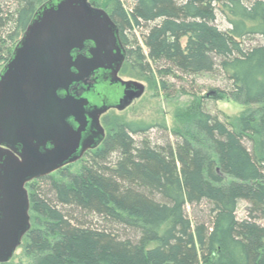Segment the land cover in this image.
<instances>
[{"label":"trees","instance_id":"16d2710c","mask_svg":"<svg viewBox=\"0 0 264 264\" xmlns=\"http://www.w3.org/2000/svg\"><path fill=\"white\" fill-rule=\"evenodd\" d=\"M49 1L0 0V62H9ZM130 3H110L127 51L124 77L172 98L168 79L221 71L231 88L218 100L259 108L236 131L202 101L183 130L164 129L162 143L148 139L153 125L106 117L105 143L78 173L70 167L55 173L59 179L27 185L32 228L24 257L30 264H264L257 221L264 218V46L246 45L264 38V0ZM218 11L230 30L217 26ZM242 201L248 218L240 221Z\"/></svg>","mask_w":264,"mask_h":264},{"label":"water","instance_id":"95a60500","mask_svg":"<svg viewBox=\"0 0 264 264\" xmlns=\"http://www.w3.org/2000/svg\"><path fill=\"white\" fill-rule=\"evenodd\" d=\"M124 59L111 15L89 0H50L36 12L0 75V264L13 260L31 231L27 185L97 148L105 138L100 117L144 95L142 83L118 78ZM99 73L123 87L117 102L98 99V85L88 84ZM87 129L94 136L83 141Z\"/></svg>","mask_w":264,"mask_h":264},{"label":"rangeland","instance_id":"374dc122","mask_svg":"<svg viewBox=\"0 0 264 264\" xmlns=\"http://www.w3.org/2000/svg\"><path fill=\"white\" fill-rule=\"evenodd\" d=\"M126 7L129 8L130 0H123ZM111 0H89L91 7L96 9H102L110 14ZM41 5V4H40ZM38 5V7L40 6ZM41 8V7H40ZM217 26L223 30H230L231 26L218 11ZM141 46L146 51L144 46V38L138 33ZM186 40L183 41V46H186ZM252 47L264 46V38L256 37L251 42ZM16 49V48H15ZM15 51V50H14ZM14 53V52H13ZM10 61V60H9ZM5 62H0V75L4 70ZM179 78L172 77L168 79L170 85H173L171 93L172 98H168L160 90H156V86L151 87L148 83L139 81L145 86L144 95L137 99L127 110L121 113L113 112V114L121 116L128 121L144 122L146 124L153 125L154 128L149 135V140L153 142H163L165 137L164 129H167L168 133L171 131L183 130L188 119L195 113L197 106L203 101L205 110L219 118L220 121L227 123L233 130H241L240 120L243 116L253 113L259 106H245L225 97L218 100L221 95L219 91H230L231 83L228 77L221 71L216 74L201 75L199 77L188 78L182 75H178ZM134 80V79H133ZM137 81V80H136ZM196 95V96H194ZM206 97H208L206 99ZM170 140L173 142L174 138ZM247 147L253 151V144L248 139L245 140ZM84 163H78L70 169L72 173H78ZM57 176V174H55ZM59 179V176H57ZM248 204L246 202H240L237 217L240 221L248 218ZM191 214V209H188ZM258 223L264 227V218L257 220ZM30 264V261L24 257V249L21 246L15 254L11 264Z\"/></svg>","mask_w":264,"mask_h":264},{"label":"flooded vegetation","instance_id":"af4514ba","mask_svg":"<svg viewBox=\"0 0 264 264\" xmlns=\"http://www.w3.org/2000/svg\"><path fill=\"white\" fill-rule=\"evenodd\" d=\"M119 39H120V36H119ZM120 42H121V39H120ZM121 44H122V42H121ZM122 46H123V44H122ZM123 49L125 52V59H124V63H123V65H122L117 76L120 80H122V82H125V83H129V82L140 83L139 81L133 80V79L128 78V77H124L122 75L123 67L127 61V51H126L124 46H123ZM83 55H87V53H84ZM88 84L93 85V86L96 84L98 85L95 88L94 93H95V95L99 96L98 99L103 100L105 103H109V101H111L110 103H115L123 95V91H124L123 87L122 86H113L111 83H109V75L108 74L99 73L98 75H96L92 79H90L88 81ZM75 89L77 90L78 95L84 94L85 88L83 85H78L75 87ZM113 112L121 113L116 108H112L100 117L101 126L105 130V138L102 141V143L97 148L86 150V152H84L82 158L75 164H78L81 162L84 163V161H86V158L88 157L89 154H91L94 151H97L98 149H100L103 146V144L105 143V140L108 136V133H109L108 128L104 125V119L106 117H109V116H114L115 114H113ZM122 112H124V111H122ZM116 116H118V115H116ZM83 136H84L83 141H87L88 139H91L94 136V131H92V129H87L86 132L83 134ZM75 164H73V165H75ZM73 165H70V166L66 167L65 169L70 168Z\"/></svg>","mask_w":264,"mask_h":264}]
</instances>
